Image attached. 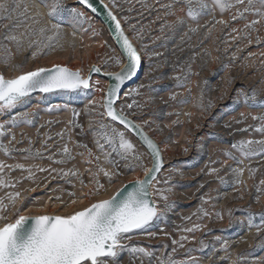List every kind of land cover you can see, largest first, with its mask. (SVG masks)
Instances as JSON below:
<instances>
[{
    "label": "rangeland",
    "instance_id": "obj_1",
    "mask_svg": "<svg viewBox=\"0 0 264 264\" xmlns=\"http://www.w3.org/2000/svg\"><path fill=\"white\" fill-rule=\"evenodd\" d=\"M104 1L115 12L144 65L141 79L125 91L118 109L124 105L125 114L144 128L160 146L166 166L158 179H169V184L161 183L157 187L170 188L168 202L173 205L166 220L151 229L156 233L154 238L136 235L131 243L147 246L165 260L167 256L164 254L167 253L178 261L191 255L198 258V264H231L238 254H243L241 264H264V229L257 232L255 227H248L249 214L264 212V184H261L264 180V156L238 163L224 155L231 151L234 142L262 138L254 131L260 121L253 120V116L264 115V108L248 107L238 93L251 94L255 91L258 99L264 100V18L247 12L243 17L232 20L231 17L238 10L243 11L245 6L235 4V0H230L234 7L223 14L213 9L195 21L186 16V7L176 0H114L115 7L113 0ZM64 3L68 8L83 11L90 17L92 26L75 25L66 14L56 46L51 50L43 49V44L52 35V25L57 21L49 20L46 15L48 9L40 0H22L20 11H23V5L27 6L24 16L18 17L13 13L7 19H0V38L16 35L21 41L19 49L6 39L0 43V73L5 78L53 65L80 70L83 76L92 66L100 67L104 72L119 69L110 58L120 56L122 63L124 60L103 24L76 5L75 0H64ZM168 4L173 5L171 10L163 7ZM169 11L175 14H168ZM32 18L39 23L34 24ZM178 19L183 23H177ZM221 19L227 22L226 25L216 23ZM253 21L259 22L245 27ZM40 28L47 30L43 36L39 33ZM192 28L196 31H190ZM32 42L35 43L29 47ZM40 51L46 54H37L33 58V53ZM9 55V62L5 65L2 58ZM14 65L20 67L13 68ZM177 76L180 81L175 79ZM97 81L100 82V91L55 93L44 99L37 94L13 113L0 116V123H7L16 113H32L31 125L22 123L9 127L0 141L8 145L11 136L15 135L16 140L12 142L15 149L29 147L28 141L31 140L32 150L43 153V158L36 159H24L19 151L13 152L11 157L0 153V161L8 165L22 163L26 167L49 169L37 172L33 167L34 179H20L27 173L19 169L11 172L5 169L6 178L13 182L20 179V182L15 188L0 189V197L7 192H20L21 198L15 205L20 209V215L26 211L29 216L68 215L97 200L107 199L117 188L144 176L143 169L129 171L121 161L120 175L113 176L109 183L101 174L98 179L104 188L98 194L86 197L94 188L86 171L91 165L84 163L85 157L77 154L84 150L77 148L76 142L87 144L95 155L101 156V167L116 171L104 163L95 146L94 133L89 128L90 122L92 128L97 127L98 120L110 122L106 117L97 115L103 112L102 107L89 105L90 100H102L103 90L107 88V82L100 78H93L92 83ZM178 83L183 86L178 87ZM174 93L180 95L175 100L170 99ZM182 99H187V103H180ZM133 101L134 107L128 109L127 104ZM86 105L89 106L87 113L84 111ZM73 109L80 113L76 120L82 128L69 124L73 119ZM112 126L125 133L142 154L145 167H150V158L137 141L113 123ZM61 132L63 137L57 135ZM65 144L71 148L73 160L57 164L47 159L49 155L61 159L57 153ZM232 154L240 159L238 153ZM113 159L118 157L113 154ZM73 168L79 171V177L58 174L60 170ZM236 168L244 169L239 184L235 183L232 171ZM249 168L255 169L251 176ZM211 169L217 171L211 172ZM221 179L225 183H221ZM258 188L260 191H257ZM158 203L163 205V201L158 200ZM14 211L15 208L10 207L0 213L7 217L6 221L0 220V226L15 219ZM260 222V217L256 216L255 223ZM193 225L201 227L194 232L182 231ZM182 236L187 239L181 241ZM173 239L183 243L184 247L173 245ZM201 240L208 246L203 251H200ZM225 241L227 251H221ZM173 247L177 249L175 253L172 252ZM188 249L192 251L187 253ZM122 259L127 261L128 257ZM153 264H156L155 260Z\"/></svg>",
    "mask_w": 264,
    "mask_h": 264
},
{
    "label": "snow or ice",
    "instance_id": "obj_2",
    "mask_svg": "<svg viewBox=\"0 0 264 264\" xmlns=\"http://www.w3.org/2000/svg\"><path fill=\"white\" fill-rule=\"evenodd\" d=\"M77 2L93 13L98 12L94 0H77ZM176 2L186 7V16L193 21L213 9H218L223 14L234 7L230 0H176ZM40 3L48 9L46 15L49 20L57 21L52 25V35L47 37L43 49L51 50L56 46L61 22L66 14L71 17L75 25L83 26L87 24L89 27L92 26L90 17L75 7L68 8L64 0H40ZM100 3L102 4V0H100ZM209 4H211V7H209ZM235 4L245 6L243 11L238 10L231 17L232 20L243 17L247 12H254L258 17L264 18V0H247L246 4L245 0H235ZM21 7L22 0L0 2V19H7L13 13L18 17L24 16L27 12V6L23 5V11H20ZM113 7H115L114 0ZM163 7L171 10L173 5L168 4L163 5ZM103 8L106 10L108 21L111 22L110 27L114 26V34L120 43L121 56L124 62H121L120 56L110 58L120 70L104 72L103 75L108 78L109 83L107 88L103 90L102 100L89 101L91 106L102 107L104 111L97 113V115L107 117L110 122L104 123L102 120H98L96 121V128H92L90 122L89 128L94 133L95 146L102 154L104 163L111 165L112 169L116 171H108L101 167L99 163L101 156L95 155L87 144L76 142V147L84 150L77 154L85 157L84 163L91 165L86 171L91 176L90 182L94 185V188L86 194V197L98 194L104 188V185L98 179L101 174L109 180V183L112 182L113 176L120 175L118 169L121 161L124 162V168L129 171L136 168L143 169L144 177H137L129 184L117 188L107 199L97 200L82 210L68 215H20V209L16 208L15 205L16 201L21 198V193H5L4 197H0V213L6 212L10 207L15 208V219L0 226V264H136L137 260H139V264H153L154 260L156 264H198V258L195 256L188 255V259L178 261L165 253L164 255L167 256V260H165L160 256H156L155 251L149 247L131 243L136 235L142 234L149 239L154 238L156 233L151 229L159 222L166 220L173 205L168 202L167 193L170 188L157 187L161 183L169 184V179L163 181L158 179L163 167L159 147L143 131L140 125L135 124L128 118L124 112V105H121L119 109L116 107L123 86L137 74V70L141 65V57L125 35L116 16L108 9L107 5H103ZM168 14L175 13L169 11ZM32 19L34 24L39 23L35 18ZM258 22L253 21L251 24H246L245 27H252ZM177 23L182 24L183 21L178 19ZM216 23L226 25L227 22L221 19ZM169 27L171 26L169 25ZM46 31L45 28L39 29L42 36ZM190 31L195 32L196 29L192 28ZM28 32L31 33V28L28 29ZM4 39L15 43L19 49L21 41L18 36H5L0 38V43ZM33 43L35 42L30 43L29 47H32ZM4 50L8 51L7 48ZM37 54H46V52H34L33 58ZM9 59L10 55L5 56L2 58V62L7 65ZM19 67V65L13 66V68ZM93 73H101V68L91 67L88 76H83L80 70L73 71L61 65H53L51 68H36L13 78H5L0 73V116L13 113L18 106L27 103L34 93L41 94V98L44 99L55 93L87 94L93 89L100 91V82L92 83L91 81V74ZM175 79L177 81L181 80L179 76ZM177 86L182 87L183 85L178 83ZM178 95L180 94L174 93L170 96V99L175 100ZM238 96H243V102L248 107L264 108V100L258 99L255 91H252L251 94L240 92ZM179 102L182 104L187 103V99H182ZM134 105L135 101L127 104V108L132 109ZM51 110L49 109V111ZM84 111L89 112V106L86 105ZM32 115L28 112L16 113L11 116L9 122L0 123V137L7 134L9 127H17L22 123L31 125L33 123L30 118ZM79 115L80 113L73 109V119L69 121V124L74 128H82V125L76 120ZM253 120L260 121L254 131L259 133L262 138L234 142L231 145V151L224 153L226 157L239 163L244 159L251 160L257 156H264V115L253 116ZM111 122H116L122 125L124 129L134 133L141 146L146 149L151 159V167H145L142 154L137 150L136 145L126 137L123 131L113 127ZM243 131H248V129ZM57 135L63 137L64 133L61 132ZM15 140V135H12L8 145H4L0 141V153L11 157L13 152L19 151L23 154L24 159L43 158L41 151L34 152L32 150L31 140L28 141L29 147L19 150L12 146V142ZM233 152L238 153L239 160L236 155L232 154ZM57 154L61 156V159H55L54 155H49L47 159L57 164H64L74 159L72 150L67 144ZM113 154L118 159H113ZM33 167L37 172L49 171V169L39 166L26 167L22 163L8 165L0 161V189L15 188L20 179H34ZM5 169H8L9 172L19 169L21 172H26L27 176L13 182L6 178ZM51 171L56 170L52 169ZM210 171L216 172L217 170L211 169ZM232 171L236 178L235 183H241L239 177L243 174L244 169L236 168ZM248 171L251 176L255 169L249 168ZM58 174L61 176H80L79 171L74 168L67 171L60 170ZM80 183L81 185L84 184L83 179L80 180ZM221 183H225V181L221 179ZM261 184H264V180L261 181ZM257 191H260V189L258 188ZM154 196L157 199H154ZM5 200H7V203H5ZM158 200L163 201L162 206H160ZM72 203L75 204L76 201L73 200ZM199 211L203 212V209ZM204 214L207 215V213ZM217 215L219 214L217 213ZM256 216L260 217L261 222L259 224L255 223ZM0 220L6 221L7 217L0 215ZM200 227V225H193V227L182 229V231L194 232L198 231ZM248 227H255L257 232L264 229V212L249 214ZM186 239L187 237H181V241ZM172 244L178 245L180 248L184 247L183 243L175 239L172 240ZM200 244V251L208 247L203 240L200 241ZM227 248L228 244L225 241L220 250L227 251ZM176 251V247H173L172 252L175 253ZM186 251L190 253L192 249ZM124 256L128 257L127 261L122 259ZM242 260L243 254H238L231 261V264H241Z\"/></svg>",
    "mask_w": 264,
    "mask_h": 264
},
{
    "label": "water",
    "instance_id": "obj_3",
    "mask_svg": "<svg viewBox=\"0 0 264 264\" xmlns=\"http://www.w3.org/2000/svg\"><path fill=\"white\" fill-rule=\"evenodd\" d=\"M94 3H95V6L98 8V12L97 13H93V12H91V10L90 9H87L86 7H84V6H82V5H80L78 2H77V0H75V4L76 5H78V6H81V7H83L87 12H89L90 14H92L96 19H99V20H101V22L104 24V26L106 27V29H107V31H108V34H109V36H110V39L112 40V42H113V44H114V46L118 49V51H119V54L121 55V47H120V43H119V41L117 40V38H116V36H115V34H114V32H115V30H114V26H111L110 27V24H111V22L110 21H108V19H107V16H106V10L103 8V5H107L106 3H105V1L104 0H102V4L100 3V0H94ZM108 6V5H107ZM108 9L109 10H111L110 8H109V6H108ZM112 11V10H111ZM113 13V12H112ZM114 14V13H113ZM115 15V14H114ZM116 16V15H115ZM117 18V17H116ZM118 19V18H117ZM120 22V21H119ZM121 24V23H120ZM121 27H122V29H123V31H124V28H123V26H122V24H121ZM124 33H125V35L128 37V35L126 34V32L124 31ZM128 39H129V37H128ZM130 40V39H129ZM130 42L132 43V41L130 40ZM133 44V43H132ZM133 46L135 47V45L133 44ZM136 48V47H135ZM136 50H137V48H136ZM137 52H138V50H137ZM138 54H139V52H138ZM140 55V54H139ZM122 57V56H121ZM141 57V56H140ZM123 58V57H122ZM93 67V66H92ZM120 69H118L117 71H119ZM143 70H144V65H143V62H142V59H141V65H140V67L138 68V70H137V74L131 79V80H129V81H127L126 83H125V85L123 86V88H122V90H121V93H120V99H121V97H122V95L125 93V91L127 90V89H129L130 87H132L133 85H135L140 79H141V77H142V73H143ZM103 73H104V71H102L101 70V73H99V74H97V73H93V74H91V81L93 80V78H95V77H97V78H100V79H102V80H104V81H106L107 82V85H108V83H109V80H108V78L106 77V76H104L103 75ZM89 75V72L87 73V75L86 76H88ZM36 94H39V93H34L33 95H36ZM32 95V96H33ZM104 96V95H103ZM120 99L116 102V107H117V109H118V104H119V102H120ZM104 111V110H103ZM130 120H132L135 124H138L137 122H135L132 118H130V117H128ZM106 119L107 120H109L107 117H106ZM111 123H113L114 125H116V126H118L119 128H121V129H123L124 131H126L130 136H132L136 141H137V143L141 146V144H140V142H139V140H138V138L134 135V133H132V132H130V131H128V130H126V129H124L123 128V126L122 125H120V124H118V123H116V122H111ZM139 125V124H138ZM142 128V127H141ZM143 129V131L152 139V140H154L145 130H144V128H142ZM155 141V140H154ZM155 143L157 144V146L159 147V149H160V146L158 145V143L155 141ZM143 149H144V151L146 152V149L143 147V146H141ZM147 153V152H146ZM160 153H161V157H162V161H163V167H162V170L165 168V166H166V164L164 163V160H163V156H162V152H161V150H160ZM148 155V154H147ZM150 158V157H149ZM150 161H151V159H150ZM150 167H151V164H150ZM162 172V171H161ZM161 172L159 173V175L161 174ZM159 175H158V177H159ZM144 177V176H143ZM142 177V178H143ZM127 184H129V183H126V184H124V185H127ZM150 191H151V189H150Z\"/></svg>",
    "mask_w": 264,
    "mask_h": 264
},
{
    "label": "bare ground",
    "instance_id": "obj_4",
    "mask_svg": "<svg viewBox=\"0 0 264 264\" xmlns=\"http://www.w3.org/2000/svg\"><path fill=\"white\" fill-rule=\"evenodd\" d=\"M112 10V9H111ZM112 12L115 14V12L112 10ZM97 20H99V19H97ZM99 22L100 23H102L101 22V20H99ZM103 24V23H102ZM103 26H104V24H103ZM105 27V26H104ZM106 28V27H105ZM107 30V29H106ZM107 33H108V31H107ZM109 35V34H108ZM110 37V36H109ZM112 41V40H111ZM117 49V48H116ZM118 50V49H117ZM119 52V51H118ZM37 95V94H36ZM79 203H82V201H78ZM43 208H44V204H43V206H42ZM45 208H47V206H45ZM33 209H35V211L37 210L38 211V209L37 208H33ZM42 211H44V209H42ZM29 212L28 211H26L24 214H22V215H27ZM29 215V214H28ZM37 215V214H36ZM35 215V216H36ZM52 215H55V214H52Z\"/></svg>",
    "mask_w": 264,
    "mask_h": 264
}]
</instances>
